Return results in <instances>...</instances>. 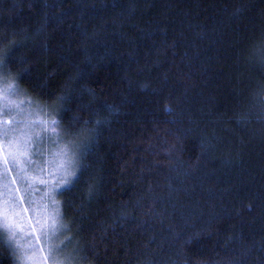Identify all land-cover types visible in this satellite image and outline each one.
<instances>
[{"label": "trees", "instance_id": "obj_1", "mask_svg": "<svg viewBox=\"0 0 264 264\" xmlns=\"http://www.w3.org/2000/svg\"><path fill=\"white\" fill-rule=\"evenodd\" d=\"M262 46L264 0H0L6 72L82 142V264H264Z\"/></svg>", "mask_w": 264, "mask_h": 264}, {"label": "rangeland", "instance_id": "obj_2", "mask_svg": "<svg viewBox=\"0 0 264 264\" xmlns=\"http://www.w3.org/2000/svg\"><path fill=\"white\" fill-rule=\"evenodd\" d=\"M0 106L8 133L0 136V232L18 264H52L48 246L53 241L61 260L72 257L71 264H82L58 198L78 171L81 140L62 131L53 110L35 102L1 58Z\"/></svg>", "mask_w": 264, "mask_h": 264}, {"label": "snow or ice", "instance_id": "obj_3", "mask_svg": "<svg viewBox=\"0 0 264 264\" xmlns=\"http://www.w3.org/2000/svg\"><path fill=\"white\" fill-rule=\"evenodd\" d=\"M259 62L261 64H264V46H262L260 49ZM0 111H3L2 106H0ZM2 125H3V121H0V136H7L8 133L3 130ZM12 143H14V141L9 142L10 146ZM11 155H12V159L15 160L16 159V153L13 152ZM16 247H19V245H16ZM60 252H61V249L59 247H57V245L55 244L54 241H53V243L49 244L48 253H49V258L52 260V264H71V261L74 258L68 257V258H65L64 260H61L60 256H59ZM12 254L14 255V253H12Z\"/></svg>", "mask_w": 264, "mask_h": 264}]
</instances>
